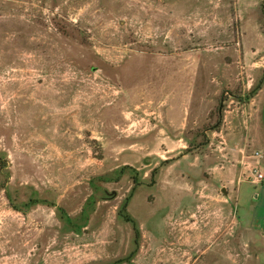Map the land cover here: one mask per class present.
Here are the masks:
<instances>
[{"label":"rangeland","instance_id":"rangeland-1","mask_svg":"<svg viewBox=\"0 0 264 264\" xmlns=\"http://www.w3.org/2000/svg\"><path fill=\"white\" fill-rule=\"evenodd\" d=\"M263 72L264 0H0V264H264Z\"/></svg>","mask_w":264,"mask_h":264},{"label":"crops","instance_id":"crops-1","mask_svg":"<svg viewBox=\"0 0 264 264\" xmlns=\"http://www.w3.org/2000/svg\"><path fill=\"white\" fill-rule=\"evenodd\" d=\"M264 90V84L257 91V93L250 98V102L248 105L255 104L256 97L260 95ZM246 109L248 106H244ZM249 114V113H248ZM248 118V116H246ZM242 120L239 118V121L235 128L233 129V133L237 134L240 130H242V124H247V119ZM264 122V119H262ZM264 126H263V134L258 138H255L253 141H247L237 150V157L233 158V151H231L230 141L226 136V145L228 146L226 149V153L222 155L224 157L222 160V165L219 167L220 169L227 170L229 177L225 182L221 183V191L223 194V200L227 202L228 207L231 210L235 211L234 205H237V194L239 192V188L243 183H252L258 184L254 181V174L257 171H264ZM261 138V139H260ZM254 146V147H253ZM228 164V165H225ZM234 205L232 206V204ZM224 207H221L223 211L226 209V205L222 203ZM236 215V212H235ZM237 215L235 216V222H238ZM260 227L264 229L261 225Z\"/></svg>","mask_w":264,"mask_h":264},{"label":"trees","instance_id":"trees-1","mask_svg":"<svg viewBox=\"0 0 264 264\" xmlns=\"http://www.w3.org/2000/svg\"><path fill=\"white\" fill-rule=\"evenodd\" d=\"M263 84H264V72H263V76L260 79L258 85L250 92V95H248V99H250L251 97H253L257 93V91L260 90V88L262 87ZM2 167H4V165L0 164V168H2ZM154 174H155V170L153 171L152 176ZM151 181L153 182V179ZM134 230L136 231V229H134ZM136 235H138L137 231H136Z\"/></svg>","mask_w":264,"mask_h":264},{"label":"built area","instance_id":"built-area-1","mask_svg":"<svg viewBox=\"0 0 264 264\" xmlns=\"http://www.w3.org/2000/svg\"><path fill=\"white\" fill-rule=\"evenodd\" d=\"M254 181L264 186V171H257L254 174Z\"/></svg>","mask_w":264,"mask_h":264}]
</instances>
